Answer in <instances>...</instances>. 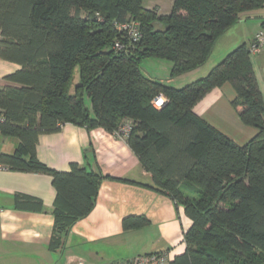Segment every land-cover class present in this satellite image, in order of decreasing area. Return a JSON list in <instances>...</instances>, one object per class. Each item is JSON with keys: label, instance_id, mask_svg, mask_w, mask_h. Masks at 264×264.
<instances>
[{"label": "trees", "instance_id": "1", "mask_svg": "<svg viewBox=\"0 0 264 264\" xmlns=\"http://www.w3.org/2000/svg\"><path fill=\"white\" fill-rule=\"evenodd\" d=\"M142 1L0 0V60L18 65L0 86V134L18 140L11 152H0V165L51 177L49 246L55 249L93 209L101 180L110 176L101 173L93 151V167L70 162L61 171L46 165L37 157L38 137L65 123L101 127L124 139L150 174L148 187L170 197L191 221L183 233L184 251L169 255L165 264L264 261V101L249 58L251 44L235 46L206 75L180 88L140 70L147 56L171 60V76L202 66L238 20L257 17L264 26V0H173L168 14ZM131 19L140 27L136 42L116 27ZM117 38L124 43L120 50L114 48ZM75 68L78 81L72 84ZM224 82L235 89L231 104L241 121L256 128L243 145L193 111ZM158 96L165 99L159 107L153 104ZM125 125L127 131L120 132ZM16 202L41 207L23 195ZM147 223L143 216H126L122 228Z\"/></svg>", "mask_w": 264, "mask_h": 264}, {"label": "crops", "instance_id": "2", "mask_svg": "<svg viewBox=\"0 0 264 264\" xmlns=\"http://www.w3.org/2000/svg\"><path fill=\"white\" fill-rule=\"evenodd\" d=\"M262 22L252 17L234 23L215 42L216 45L218 40H229L213 62L241 43L249 46ZM229 36L233 39L227 40ZM249 58L264 101V48L250 53ZM207 62L179 76L189 83L208 71ZM17 68L15 63L0 60V86L7 83L3 76ZM235 96L233 85L224 82L197 101L193 111L233 142L243 145L254 136L256 128L239 118L231 104ZM17 141L16 138L9 151L0 152H11ZM91 151L101 173L110 178L101 180L93 209L71 225L63 244L55 249L49 246L55 198L51 177L0 168V264H111L138 254L168 251L173 257L184 251L183 233L190 226V219L170 197L148 187L150 174L141 168L122 137L101 127L87 130L65 123L58 132L41 134L36 145L38 159L61 171H67L70 162L93 167ZM17 195L37 199L41 207L16 202ZM126 216H143L148 223L125 231L122 219Z\"/></svg>", "mask_w": 264, "mask_h": 264}, {"label": "rangeland", "instance_id": "3", "mask_svg": "<svg viewBox=\"0 0 264 264\" xmlns=\"http://www.w3.org/2000/svg\"><path fill=\"white\" fill-rule=\"evenodd\" d=\"M172 3H173V0H143L142 1V5L145 8H148V9L159 8L156 10L160 14H168L171 10ZM261 12H264V9L261 10ZM131 20H133V19H131ZM138 26H139V24H138ZM139 30H140V27H139ZM228 39H233V37L229 36V38H227V40ZM228 41L218 40V42L215 45L216 47L214 46L215 48L213 49L212 54H211V56L207 62L208 64H206V65L210 66L208 70H210L214 65H216L222 59V58H220L217 61L213 62V59H215L217 57V55L219 54L221 47L226 46L229 43ZM171 67H172V61L171 60L157 58L154 56H147V57L142 59L140 70H141L142 74L147 76V77L157 79V80H160L162 78L161 81L167 83L170 86H173L176 88H180V87L184 86L186 82H184V79H182L181 76H179V75L171 76V73H170ZM77 72H78V70H77V68H75L74 73H73V78L71 81L72 84H74L78 81V73ZM207 73H208V71H205V73H202L201 75H199V77H202V76L206 75ZM169 78H171V80L167 81V79H169ZM186 80H190V79H186ZM84 102H85V105L90 107V99L87 96H85ZM14 141H16V138L3 137L0 134V150L9 151V148L12 146ZM257 255L260 257V253L257 252ZM237 261L239 264H249V263L250 264H264V261H260V262L255 261V263L247 262L245 260L243 261L241 259H239Z\"/></svg>", "mask_w": 264, "mask_h": 264}, {"label": "built area", "instance_id": "4", "mask_svg": "<svg viewBox=\"0 0 264 264\" xmlns=\"http://www.w3.org/2000/svg\"><path fill=\"white\" fill-rule=\"evenodd\" d=\"M138 22L135 20H128L125 22L117 23V29L123 34L125 39L130 42H136L141 37ZM124 43L121 38L114 41V48L117 50L122 49ZM264 48V26H262L254 35L253 41L249 47L250 53H258ZM165 99L158 96L153 100V104L157 107L161 106ZM3 115L0 113V124L3 122ZM128 127L125 125L120 132L125 133ZM0 168H3L0 165ZM169 258L168 251H161L150 254H138L131 259L114 262L111 264H165Z\"/></svg>", "mask_w": 264, "mask_h": 264}, {"label": "water", "instance_id": "5", "mask_svg": "<svg viewBox=\"0 0 264 264\" xmlns=\"http://www.w3.org/2000/svg\"><path fill=\"white\" fill-rule=\"evenodd\" d=\"M164 103V102H163Z\"/></svg>", "mask_w": 264, "mask_h": 264}]
</instances>
